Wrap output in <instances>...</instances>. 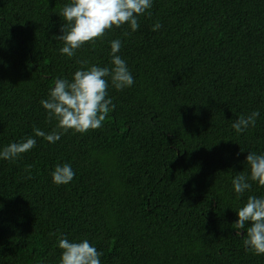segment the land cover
<instances>
[{
    "label": "trees",
    "instance_id": "16d2710c",
    "mask_svg": "<svg viewBox=\"0 0 264 264\" xmlns=\"http://www.w3.org/2000/svg\"><path fill=\"white\" fill-rule=\"evenodd\" d=\"M67 2L0 0V150L34 127L51 132L41 100L81 61L110 66L112 40L134 84L109 85L116 107L100 129L34 137L19 159H0V264H60V235L88 239L101 264H264L233 225L264 187L237 199L231 183L248 151L264 153V0H153L137 31L72 58L54 38ZM253 111L256 126L238 135L232 121ZM65 163L75 177L57 185Z\"/></svg>",
    "mask_w": 264,
    "mask_h": 264
},
{
    "label": "clouds",
    "instance_id": "9594fccd",
    "mask_svg": "<svg viewBox=\"0 0 264 264\" xmlns=\"http://www.w3.org/2000/svg\"><path fill=\"white\" fill-rule=\"evenodd\" d=\"M152 6L153 0H68L60 12L63 18L62 35L54 38L63 42L61 54L72 58L86 45L94 46L98 41L102 42L115 29L127 25L131 32L137 31L139 18L145 15L150 17ZM161 27L156 22L152 30L158 31ZM121 48V40L111 41L110 66H89L88 61H81V68L75 71L71 80L55 79L48 98L41 100L47 113L46 122L55 121V128L46 133L34 127L33 136L0 150V159H19L22 154L35 148L37 141L34 137L55 143L69 131L85 134L103 127L109 113L116 107L109 97V85L122 91L134 84L127 62L118 54ZM259 115V111L240 115L232 121L231 127L238 135L243 134L256 126ZM240 151L244 152L242 149ZM245 165L247 172L237 173L231 181L237 199L251 192L253 184L264 187V153L248 151ZM74 177L75 172L67 163L58 164L52 172V180L57 185H67ZM28 178L31 179V176ZM236 213L238 219L233 225L240 231L235 235L244 237L243 245L248 251L254 255H264V197L249 195ZM58 247L61 250L60 264H101L102 253L88 239L71 241L60 235Z\"/></svg>",
    "mask_w": 264,
    "mask_h": 264
}]
</instances>
